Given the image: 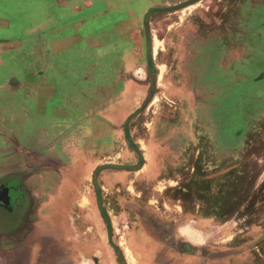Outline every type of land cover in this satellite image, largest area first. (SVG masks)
<instances>
[{"label":"rangeland","instance_id":"obj_1","mask_svg":"<svg viewBox=\"0 0 264 264\" xmlns=\"http://www.w3.org/2000/svg\"><path fill=\"white\" fill-rule=\"evenodd\" d=\"M0 1L10 21L0 28V48L35 47L42 17L57 6L50 0L38 13V0ZM68 6L67 16L53 22L65 32L53 37L71 51L57 61L66 57L70 66L60 81L70 98L57 99L49 111L68 107L78 123L44 120L52 148L36 149L61 153L69 133L76 145L99 131L107 141L105 167L92 153L89 166L74 168L75 190L86 197L76 199L69 224L73 264H264V0H69ZM17 53L0 63L6 115L0 148L14 145L10 132L20 125L23 135L13 138L28 144L36 136V107L30 124L24 114L12 117L14 92L25 95L18 83L29 78ZM116 62L114 95L106 90ZM91 142L99 144L98 136ZM9 155L0 152V160ZM96 172L104 210L94 200ZM12 223L0 208V253L20 233ZM6 253L10 258L13 249Z\"/></svg>","mask_w":264,"mask_h":264},{"label":"crops","instance_id":"obj_2","mask_svg":"<svg viewBox=\"0 0 264 264\" xmlns=\"http://www.w3.org/2000/svg\"><path fill=\"white\" fill-rule=\"evenodd\" d=\"M49 1L50 0H38L39 3L36 6L38 13L46 12V9L43 11V8H46L43 6L49 8ZM52 2L57 6V9L54 14H52L53 9L50 8V14H45L46 16L42 17V21L36 30V32H40V36L37 38L38 42L35 43V47L29 49H26V46L9 49L0 48V63H2V65L5 63L2 56L18 52L17 54L22 55V59L25 62L23 66L21 65V68H24L29 78H31V81L27 78L23 84L18 83V86H20L19 89L22 87L25 88V95L18 97L22 93L19 94L18 91L14 92L15 98L11 102H13L12 104L16 110L12 117L16 119L18 116L20 118L24 114V118H28V120L26 119L24 121L25 124H30L33 122L32 120H34L31 108L34 109L36 107L35 127H37L36 132H34L36 136L34 138L29 136L28 144L21 143L19 139L23 135L21 133V125L15 130L13 128L10 134L14 137L16 135L15 132H19L17 135L19 138L17 137L16 139L12 137L14 145L10 146L8 143H3L4 146L0 148V152L9 151L11 154L7 158L3 157V159L0 160V208L2 211L9 214L15 225H17V228L20 229V233L14 240L10 242L6 241L8 249L4 248L5 251L0 253V261L3 264H73L76 257L74 256V252H70V249L73 251V248H71L67 242L73 237L74 230L71 229L69 224L71 219L74 220L76 199L86 197L84 195L85 191L82 190L81 192L75 190L76 179L73 174L75 165L82 164L89 166L93 153L100 157L98 163V166H100L99 169L106 166V164L101 163L103 160L106 161L107 158V141L103 140V131L94 134V136H98L99 144L91 142V140H96V136L87 141L85 140L87 136L83 134L82 143L79 145H76L74 136L68 132L69 135H67L70 138L67 137V139L69 140L60 141V145H62V148H60L62 151L61 153L58 151H51L53 142L49 144L46 141L49 132L48 129L50 127L43 125L44 120L50 121L52 126L54 120L58 122H67L69 119H72L73 126H76L78 123L76 119H73L74 116L72 117L73 110L71 109L69 112L68 107L65 108L62 106L53 108L54 110L49 111V105L55 104L57 99L62 102H68L67 100L70 98L67 92H65L67 91L65 90L66 86H61L60 81L63 83V81L68 79L66 77L69 76L67 71L70 70V66L68 67L66 64V57L71 51L64 45L61 46L62 48L59 47V38L53 37V34L57 36L56 34L59 35L60 33H64L65 30L58 27L53 29V22L57 24L59 18L67 16L65 14L67 11L65 12V10L73 7L70 8L68 6L69 0H52ZM0 3H3V1H0ZM1 11L5 12L7 10L0 7V12ZM1 13L0 28H6L9 26L10 21ZM82 23L85 25V21ZM75 28L74 24L72 29ZM31 33L32 32H30V34ZM88 36L90 39V35ZM63 38L65 37H62V39ZM100 39L101 38H98L99 41ZM67 41L68 39L66 42ZM99 43H101V41ZM89 47L91 48V43ZM63 55L66 57L64 63L62 62L60 65L57 61L59 60L58 58ZM32 61L34 65H30ZM53 70H55V74ZM110 70L112 73L109 76L111 78L109 84L110 88L106 90V92L109 91L112 94H116L118 92L117 62L114 67H110ZM49 71H51V73H48ZM38 76L42 77L41 80L37 78ZM105 76L107 75L105 74ZM56 78L60 80H55ZM33 86H35V88L31 89ZM60 93H63L65 96L60 97ZM35 101L38 102L37 106ZM9 105L10 108H12L11 103ZM2 117L5 118L6 115L0 114V118ZM27 126L32 128L34 125H26L24 129L27 128ZM51 129L53 128L51 127ZM5 134L6 132H3L2 135ZM58 139L59 138H56L55 140L57 141ZM41 144L46 147H51L49 154L44 155L38 152L36 146H40ZM25 145H28V147ZM70 150L73 152L72 154ZM101 154L102 156H100ZM38 160L42 162L40 163ZM101 178L102 176L100 174H98L96 178L94 175V182L97 189L94 200L96 199L101 210H104V203L102 201L104 192L101 190L102 187L100 188V186H98V183L101 185ZM86 182L87 179L84 176L80 180V183L83 185ZM109 182L110 184L116 185V183H118V178ZM13 190L16 191V197L14 196ZM22 194L24 198L21 197ZM25 196L30 198V203L28 205ZM18 214L19 220H16ZM25 222L28 223L26 224ZM87 243L88 242L83 243L82 247L87 249ZM94 244L96 245L95 247H101L100 243ZM54 246L62 250L66 248V253H64V251H62L63 253H59V250L56 251ZM71 246L73 247L74 244H71ZM12 249L13 254H9L10 258H7L8 254L6 252Z\"/></svg>","mask_w":264,"mask_h":264},{"label":"water","instance_id":"obj_3","mask_svg":"<svg viewBox=\"0 0 264 264\" xmlns=\"http://www.w3.org/2000/svg\"><path fill=\"white\" fill-rule=\"evenodd\" d=\"M97 175H98V172L95 173V178L97 177Z\"/></svg>","mask_w":264,"mask_h":264}]
</instances>
